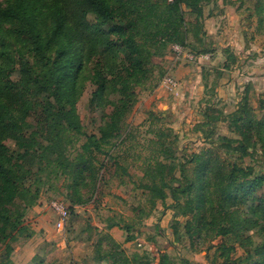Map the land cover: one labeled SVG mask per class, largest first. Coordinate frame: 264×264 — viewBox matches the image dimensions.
<instances>
[{"label":"trees","instance_id":"obj_1","mask_svg":"<svg viewBox=\"0 0 264 264\" xmlns=\"http://www.w3.org/2000/svg\"><path fill=\"white\" fill-rule=\"evenodd\" d=\"M41 2L59 7V16L67 24L64 28L57 20L46 34L50 37L48 45L28 11L29 3ZM210 2L18 0L14 7L0 9V22L3 16L13 22L10 36L19 41L16 55L27 67L18 80L11 78L14 66L0 68V243L11 251L6 252L1 264H15L11 242L19 236H32L24 218L41 192L35 183H41V172L50 169L67 177L64 202L72 213L75 206L98 205L102 190L117 171L120 169L124 183L125 178L133 179V168L141 176L132 182L152 208L172 200L168 208L174 211L175 235L179 217H186L184 230L192 241L201 244L228 236L231 243L238 242L247 255H252L251 240L246 237L250 220H242L241 212L243 206L252 203V211L264 225V174L230 160L212 140L216 124L228 122L239 138L220 137L225 148L236 145L244 155L259 148L264 157V112L260 114L252 105L250 94L228 115L217 110L215 102L206 101L204 119L194 130L210 146L199 151L179 149L178 137L171 138V129L154 127V121L148 125L146 133L151 136L143 139L144 144L128 124L141 92L154 91L166 75L156 62L157 56L167 54L175 44L187 49L193 41L186 11L195 12L201 21L204 6ZM250 9V16L257 17L255 33L264 36V0H252ZM37 15L45 18L44 12ZM55 51L58 67L52 63ZM87 85L95 87L92 102L110 108L104 115L100 137L89 136L84 150L72 160L59 147L63 134L87 135L76 110H65L62 103H75ZM51 100L58 106L54 107ZM119 137L124 152L113 163L102 160L101 156L107 155L102 144H111ZM173 160L177 162L171 166ZM175 165L178 176L170 172ZM121 223L128 233L126 240H132L130 225ZM234 249L222 241L216 250L224 257V264H237L239 261L230 258ZM254 254L248 264H264V243ZM149 258L147 254L130 255L110 233L101 232L92 256L82 264H150ZM36 264H45V260L37 256ZM159 264L178 263L164 254Z\"/></svg>","mask_w":264,"mask_h":264},{"label":"rangeland","instance_id":"obj_2","mask_svg":"<svg viewBox=\"0 0 264 264\" xmlns=\"http://www.w3.org/2000/svg\"><path fill=\"white\" fill-rule=\"evenodd\" d=\"M16 2H18V0H0V9L5 10L9 7H14ZM251 6L252 0H211L209 4L204 6V13L201 21L197 19L195 12L189 10L186 11L185 16L193 38V41L190 42V46H188L187 50L199 54L207 53L210 54L211 57L198 62H190L186 59L184 60L186 65L192 67L191 72L196 75V79L193 87L183 93L185 95L179 99L180 101L178 106L176 102H174L175 104H173V107L166 106L165 103L163 105L152 104L150 106L151 99L149 95L151 91L147 89L141 92L139 103L132 116L128 119V124L135 135L139 134L138 136L142 143L144 142V144H146L143 139L145 140V138L151 136L150 134H147L146 131L148 130L149 123L154 121L156 122L154 127L162 126L164 128L171 129V138H174V136L178 137L179 149L184 148L189 152H193L199 151L203 146H210L199 139L200 133L195 132L194 128L204 119L203 114L207 100H211V103L215 102L217 110L226 114L223 94L225 92L228 94V91L231 88H228V84L224 87L225 85H222L223 83H221V80L223 78V74H227L236 69L235 67L238 62V57H236L232 49V45H230L229 34L234 35L235 31L242 30L246 35L248 34L247 37H258L259 39L257 40V44L260 46L264 45V36L257 35L255 33L257 17L250 16L252 12L250 9ZM28 11L31 14L30 17L33 23L36 24V28L38 27L43 31L46 45H48V40L50 39L49 35L46 37V34L49 33L52 26L57 23V20L60 21V24L64 28L67 26V24L63 21V18L59 16V7L56 5L48 4L46 2H41L35 5L29 3ZM40 12L45 13V18L38 17L39 15L37 14ZM3 17H1L2 21L0 22V68H11L14 66L11 78L18 80L25 75L26 70L23 68L27 67H25L23 62L16 55L19 41L10 36L13 22L10 21L9 18ZM207 20H211L212 22L218 20V25L215 27L218 32L217 40H220V43L222 41L223 46L225 45L222 51L223 55L221 56L216 54L218 45H213L215 40L210 38ZM223 33L224 38L222 37ZM225 40H227V42H224ZM58 45L59 44H55L54 46L57 47ZM168 52L177 55L173 49H170ZM167 54L165 53L163 56L160 55L156 58L158 66L164 71L167 70L166 65L164 64L165 55ZM70 55L71 54L67 53L66 56ZM55 58H57L56 51L53 53L52 63L53 65L55 63V67H58V59ZM213 61L215 63H212ZM226 63L229 65V68H224ZM236 73V79L239 81L241 89L237 91L239 95L236 92H232L233 96L236 94V97L240 99V103L242 98L249 93L252 105L260 114H262L264 112V68H253L251 77H244L242 76L243 73L239 75L238 72ZM240 76L242 77L240 78ZM233 79L234 76L230 78V81ZM52 81H55V79H52ZM248 85H251V89H248ZM94 91L95 87L87 85L83 92L78 96L75 103H72L70 100L62 103L65 110L70 108H74L76 110L80 119L82 130L87 135L71 136L68 132L63 134L64 138L62 139L59 147L62 152L72 160L76 157V155L84 150L87 142L89 141V136L95 135L100 137V129L105 121L104 115L110 108L99 105V103L92 102L94 98ZM221 94L222 97H220ZM51 102L54 107L58 106L54 100H51ZM150 111L153 112V116L149 115ZM216 113L217 112H215V114ZM145 123L146 125L143 126ZM229 124L230 123L228 122H218V124H216L215 134L212 136V140L215 141L214 147L223 150L222 152H225L227 158L237 162L240 166L248 168V170L254 171L256 174H264V157L259 148H257L255 152L250 150L249 154L244 155L243 152L235 149L236 145L230 148H225L224 143L219 140L222 136L236 139L239 138V134L237 132L229 129ZM205 128L208 127L205 126ZM120 140L121 137L115 138L111 144H102L104 153L107 154L101 156L102 160L106 159L109 162H115L116 157L124 152L125 149V147L120 144ZM10 144H13V141H10ZM178 156H181L180 152L178 153ZM176 162L177 161L173 160L170 162V165L172 166V164L174 165ZM176 166L177 165L170 170L172 176H178L179 170ZM49 172H41V183H35V187L38 185L40 186L41 192L36 204L29 207L24 218V226H26L30 231H33V224L36 223L38 216L43 213L42 211L39 212L41 207L47 208L45 215L56 229L58 215L52 209L51 204L53 201L58 199H62L64 201L67 199V191L64 187V182L67 177L61 172L53 173L51 169ZM117 172L119 173L115 174L102 190L100 203L96 205V208L102 206V204L104 206L108 192L122 195H117V198L112 197V203H110V205L112 207H116L117 212L122 211L123 213L120 214L126 217L124 219L121 218L120 222H128L127 224L130 225L129 236L130 238L134 237L130 240L131 243L128 245L129 247H126L127 252L130 255L134 253H140L141 255L147 254L148 257H150V264H159V258L164 254L169 255L178 264H184L186 261L188 264H224V257L220 256L221 252L216 250L223 241V244L226 242L228 246L230 244L235 246V249L231 252L230 258L236 260V262L239 261L237 264H248L250 259L255 258L254 253L256 248L262 246L264 243L263 221L252 211V203L250 202L242 207L243 212H241V219L245 220L247 218L250 220L246 237L251 240V244L249 245V248L252 251L251 256L246 254V249L240 246L238 242L231 243L229 239H227L228 236L225 238H223V236H219L210 242L201 244L197 241H192L184 230L187 222L186 217H179L177 224L178 235H175L173 233V224L175 223L174 214H172V216L169 214L166 216L163 215L164 211L169 209L168 206H170L169 204H171L172 200L168 198V202L166 204L158 202L157 206L152 208V204L141 196V189L138 188L137 185L130 184L129 186L122 188L118 186L122 175L120 169ZM130 172L134 175L136 180L139 178L140 175L138 176L139 173H137L135 169L131 168ZM43 182H45V184H42ZM255 194L256 193H254L253 196H255ZM96 211L93 210L92 213H97ZM76 215L78 214H76L74 209L65 229L60 232L62 239L71 237L73 235L72 233H75V230H82V227L87 226L89 221L93 218V214L86 211L85 216L89 217H81L82 225L78 226V219L76 218ZM96 219L98 220V215H96ZM134 221L141 222V225L135 224L134 226ZM76 226H78V228H76ZM71 231L73 232L70 234L69 232ZM26 238L29 237H26V235L19 236L15 241L10 243V246H12V255L15 251L13 246L17 245L18 241ZM69 248L70 247L67 246L65 251H69ZM6 252L10 253L11 251L5 249V244L0 243V264L2 260L4 261L7 258ZM37 254L38 257H42V259L46 258L45 250L37 251ZM55 255L56 252L50 254L48 257L53 258ZM71 256L72 255L69 251V254L63 258L60 264H69ZM26 260L27 259L23 260L22 263ZM13 262L15 263V261ZM71 264H75V262ZM76 264L80 263L76 262Z\"/></svg>","mask_w":264,"mask_h":264},{"label":"crops","instance_id":"obj_3","mask_svg":"<svg viewBox=\"0 0 264 264\" xmlns=\"http://www.w3.org/2000/svg\"><path fill=\"white\" fill-rule=\"evenodd\" d=\"M211 20H207L210 38L212 40H215V42H213L214 46L218 45L216 54L221 56L223 55L222 51L225 45L223 46L222 41L220 43V40H217L218 32L215 27L216 25H218V20L214 22H212ZM234 33V35L229 34L230 45H232L234 54L236 55V57H238V62L235 67L236 69L227 74H223V78L221 80V83H223L222 85H225L224 87H226V85L228 84V88H231L228 91V94H226V92L223 94V100L225 101L224 104L226 106V115L231 114L235 111L238 105L237 103H239L240 100L236 97V94H234L233 96L232 93H237V91L241 89L240 83L236 79V72H238V75L243 73L242 76L251 77L253 68H264V45L260 46L259 44H257V40L259 38H253L251 36L247 37L248 34L246 35L242 30L235 31ZM222 37L224 38V33ZM224 42H227V40H225ZM184 60L185 59L180 58L174 53L168 52V54L165 56L164 64L166 65L167 69L166 75L169 74L174 77L179 82L180 86L173 92V90H169L166 86H164L161 81L159 86L154 91L150 92V106L152 104L163 105L165 103L166 106L173 107V104H175L174 102H176L178 106V103L180 101L179 99H181L183 95H185L183 93L187 92L191 87H193L196 75L191 72L192 67L186 65V62ZM212 63L215 62L213 61ZM233 76L234 79L230 81V78ZM242 76H240V78ZM248 88L251 89V85H248ZM220 97H222V94L220 95ZM139 175L140 174H138V176ZM122 179L124 178L122 177L120 179V182L118 183V186L121 188L129 186L130 184H134L132 181H134L136 178H125L124 183H121ZM107 195L108 196L105 199V203L103 201L104 206L103 204L98 208H96L94 204L75 206V212L76 214H78L76 215V218L78 219H76L78 222V226L82 225L81 217L85 216L86 211L93 214V218L89 221L87 226L82 227V230H75V233H72L73 231H71L69 233H72L73 235L71 237H66L63 239L61 238L60 233L62 232V230H59L57 228L55 229L45 215V211H47V208L41 207L39 209V212L42 211L43 213L38 216V218L36 219V223L33 224L34 228L32 236L18 241L17 245L13 246L15 251L13 252L12 259L13 261H15V264H36V257L38 256L37 251L40 250H45L46 258L43 259L45 260L46 264H60L63 258H65L67 254H69V251L72 255L69 260V264L74 262L75 264L76 262L82 264L85 259L89 258L92 255L93 244L101 232L110 233L117 242L122 244L125 249L126 247H129L128 245H130L131 241L126 240L128 233L124 229H122L121 226L123 223L120 222L121 218L124 219L126 217L120 214L123 213L122 211L117 212V208L110 205V203H112V197L117 198V195H122L113 194L110 192H108ZM93 210H97V213H92ZM168 214L172 216V214H174V211H172V209H168L163 213V215L165 216ZM96 215H98V220L96 219ZM78 226H76V228H78ZM67 246L70 247L69 251H65V248L67 249ZM55 252L56 255L53 258L48 257L50 254ZM25 259H27L26 261H24L26 263H22V261Z\"/></svg>","mask_w":264,"mask_h":264},{"label":"built area","instance_id":"obj_4","mask_svg":"<svg viewBox=\"0 0 264 264\" xmlns=\"http://www.w3.org/2000/svg\"><path fill=\"white\" fill-rule=\"evenodd\" d=\"M172 49L176 52L178 56L183 57V59H186L190 62H198L205 59H209L211 57L210 54H196L190 52L183 46H180L178 44L173 45ZM162 84L166 86L169 90L173 91L177 90L180 86L179 82L169 74L164 76V78L162 79ZM51 207L54 212L58 215V219L56 222L57 228L59 230H64L71 215L68 206L66 205L64 200L58 199L52 202Z\"/></svg>","mask_w":264,"mask_h":264}]
</instances>
